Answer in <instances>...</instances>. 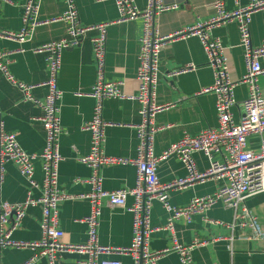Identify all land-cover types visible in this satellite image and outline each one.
<instances>
[{"label": "crops", "instance_id": "1", "mask_svg": "<svg viewBox=\"0 0 264 264\" xmlns=\"http://www.w3.org/2000/svg\"><path fill=\"white\" fill-rule=\"evenodd\" d=\"M248 0H239L245 5ZM25 0H0V32H18L23 27L22 12ZM144 8L146 0H136ZM176 10L160 13L155 17L154 26L163 36L178 32L213 14L212 0H179ZM232 8L234 0H226ZM80 20L83 25L101 22H114L107 32L106 75L110 81H121L123 93L130 99H107L104 102L103 117L109 124L106 128L104 149L110 156L135 157L137 152L136 126L140 123V103L133 99L138 93L136 71L138 67L139 38L143 30V20L115 22L118 10L113 0H77ZM66 9V0H42L39 19L47 21L60 16ZM67 25L63 21L48 22L36 26L25 42L16 37L0 35V49L11 52L10 69L15 77L26 84H42L48 77L44 55L34 52V48L66 35ZM87 35L77 46L65 49L59 71L58 85L62 90L61 123L63 133L60 138V150L63 160L59 167L61 189L72 199L60 204V227L64 230L63 240L80 244L86 241L87 227L80 220L89 212V204L81 195L91 189L87 180L92 174L91 168L78 158L89 151L90 134L82 129L93 112L94 101L89 96L96 79V67L93 47ZM212 35L221 39L226 47L230 75L238 81L246 72L243 48L236 22L223 24L212 31ZM264 41V11L253 14L251 23V42L258 46ZM195 66L194 70L170 75L186 66ZM213 83V73L207 65V58L200 40L195 36L178 37L163 47L160 55V80L157 86V103L167 105L153 117L157 127L154 135V148L161 154L184 132L197 133L204 128L217 125L215 95L212 92L201 93L203 88ZM264 94V78L260 79ZM248 88L238 84L235 90L237 104L233 112L239 117L243 100ZM42 98L46 87L41 85L33 91ZM0 108L6 128L15 132L21 147L29 153H39L45 144V130L39 118L38 106L23 99L22 92L11 84L0 72ZM260 139L252 136L248 147L256 150ZM195 160L200 171L208 169L209 161L203 153H196ZM219 159V156H217ZM184 164L175 156L159 162L158 175L163 183L186 176ZM103 186L107 190L131 188L135 184L136 167L128 165H105L101 168ZM40 163L36 162L35 178L42 180ZM220 184L219 180L208 178L192 182L182 188L169 191L170 202L184 206L194 197L211 194ZM27 181L20 174L14 162L6 164L4 181L0 184V204L17 203L26 198ZM40 193L36 191L35 194ZM132 198H127V204ZM245 205L257 217L261 236L256 237L250 228L236 230L237 238L228 240L232 232L228 226L234 221V210L222 202L212 206L204 215L193 216L189 223L184 219L176 220V236L183 244L204 241L192 250L195 264H264V193L256 194L245 200ZM41 210L38 206L29 207L22 222L12 232L17 241H33L41 236ZM168 213L161 202L155 200L151 214V226L154 231L150 237V249L171 248L173 240L165 230ZM220 222V223H217ZM133 236L132 214L124 207L103 200V209L99 224V242L111 247H127ZM250 238V239H249ZM29 248L7 247L1 250L0 264H24L31 257ZM123 264H133L129 255L111 254ZM83 255L76 252L64 253L59 264H83ZM34 264H48L44 258ZM158 264H182L176 252L161 256Z\"/></svg>", "mask_w": 264, "mask_h": 264}, {"label": "built area", "instance_id": "2", "mask_svg": "<svg viewBox=\"0 0 264 264\" xmlns=\"http://www.w3.org/2000/svg\"><path fill=\"white\" fill-rule=\"evenodd\" d=\"M42 0H25L23 4V27L18 32L2 31L0 35L16 37L25 42L36 26L43 23L63 21L66 23V35L58 40L45 43L34 52L44 55L48 77L42 84H26L18 80L10 69L11 52L0 49V72L23 94V99L38 106L39 118L45 130V144L39 153L25 151L15 132L6 128L0 108V184L4 181L6 164H17L20 174L27 181L26 198L17 203L0 204V257L1 250L7 247L29 248L31 257L24 264H34L44 258L48 264H59L64 253L76 252L84 256L83 264H123L121 260L108 258L107 255H129L133 264H158L161 256L176 252L182 264H195L192 250L204 241L183 244L176 236L175 222L184 219L191 222L194 215L205 214L219 202L234 210V221L228 224L232 232L227 236L233 242L237 238L236 230L250 228L253 235L260 237L257 217L245 205V200L253 195L264 193V94L260 79L264 78V41L258 46L251 42V23L253 14L264 11V0H248L240 5L234 0L235 7L230 8L226 0H212L213 14L178 32L163 36L154 26L155 17L162 12L176 10L179 4L166 3L164 0H146L144 8L136 0H113L118 18L115 22L143 20V30L139 38V55L136 78L138 93L133 99L140 103V123L136 126L137 152L135 157L110 156L105 152L106 128L109 125L104 117V102L107 99H130L122 91L121 81H110L106 75L107 32L112 22L83 25L80 20L77 0H66V9L58 17L41 21L38 17ZM230 22H236L240 34V44L246 72L235 81L231 78L226 47L221 39L212 35V31ZM90 38L96 67V79L89 96L93 99L91 118L82 125L90 134L89 151L78 158L88 165L92 174L87 180L91 189L80 198L89 204L88 214L80 221L87 227L86 241L80 244L63 240L64 230L60 227V204L75 196L61 189L59 167L63 160L60 150V138L63 133L61 123L62 90L58 85L62 54L65 49L79 46ZM195 36L204 49L207 65L213 73V83L200 92H212L215 95L217 125L204 128L197 133L184 132L161 154L154 148V135L157 127L153 117L167 105L157 103V86L160 80V55L170 40L178 37ZM195 66H186L170 75L194 70ZM245 84L247 96L243 100L239 117L233 112L237 104L236 87ZM46 87L42 98L36 97L34 89ZM257 136L259 146L249 148L248 140ZM203 153L209 161L208 169L200 171L195 160L196 153ZM170 156L177 157L185 166L186 176L171 182H161L158 175L159 162ZM219 156V159L217 158ZM36 162L40 163L43 177L35 178ZM128 165L136 167L135 184L131 188L107 190L103 186L101 168L105 165ZM208 178L219 180L220 184L208 195L194 197L184 206L170 202L169 191L182 188L192 182ZM36 191L40 193L35 194ZM132 203L127 204V198ZM124 207L132 214L133 236L127 247H111L99 242V224L103 209V200ZM158 200L168 213L165 230L171 234L173 245L162 250L150 249V237L153 203ZM38 206L41 210V236L33 241H17L12 238L13 230L20 225L29 207ZM220 223V222H217ZM250 239V238H249Z\"/></svg>", "mask_w": 264, "mask_h": 264}, {"label": "water", "instance_id": "3", "mask_svg": "<svg viewBox=\"0 0 264 264\" xmlns=\"http://www.w3.org/2000/svg\"><path fill=\"white\" fill-rule=\"evenodd\" d=\"M166 3L168 2H174V1H179V0H164Z\"/></svg>", "mask_w": 264, "mask_h": 264}]
</instances>
